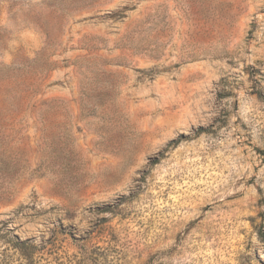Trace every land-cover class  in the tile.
I'll use <instances>...</instances> for the list:
<instances>
[{"label":"rangeland","instance_id":"rangeland-1","mask_svg":"<svg viewBox=\"0 0 264 264\" xmlns=\"http://www.w3.org/2000/svg\"><path fill=\"white\" fill-rule=\"evenodd\" d=\"M0 264H264V0H0Z\"/></svg>","mask_w":264,"mask_h":264},{"label":"trees","instance_id":"trees-1","mask_svg":"<svg viewBox=\"0 0 264 264\" xmlns=\"http://www.w3.org/2000/svg\"><path fill=\"white\" fill-rule=\"evenodd\" d=\"M171 144H175V143H171Z\"/></svg>","mask_w":264,"mask_h":264}]
</instances>
